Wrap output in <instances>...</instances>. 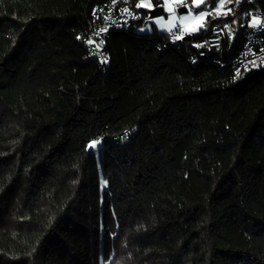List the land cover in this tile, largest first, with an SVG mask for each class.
Returning a JSON list of instances; mask_svg holds the SVG:
<instances>
[{"label":"trees","instance_id":"1","mask_svg":"<svg viewBox=\"0 0 264 264\" xmlns=\"http://www.w3.org/2000/svg\"><path fill=\"white\" fill-rule=\"evenodd\" d=\"M101 1L0 0V264H264V70L193 47L228 24L231 56L264 0L163 49L114 30L107 65L77 41Z\"/></svg>","mask_w":264,"mask_h":264},{"label":"built area","instance_id":"2","mask_svg":"<svg viewBox=\"0 0 264 264\" xmlns=\"http://www.w3.org/2000/svg\"><path fill=\"white\" fill-rule=\"evenodd\" d=\"M247 13L241 40L231 56L225 57L226 50L234 37L233 30L227 24H212L205 36L193 42V47L205 64H211L219 70L229 69L233 80H238L251 71L264 70V11L250 10ZM254 16L257 21L252 19ZM90 17L91 30L79 36L77 41L84 46L89 58L101 65H107L110 61L106 48L109 34L114 30L139 29L137 21L140 12L130 0H103L92 6ZM184 35L185 33L166 31L159 49L181 41ZM198 58L197 55L192 54L189 59L190 64L195 65ZM99 137L102 141L103 136ZM128 138L127 131L112 136L115 142H123Z\"/></svg>","mask_w":264,"mask_h":264},{"label":"rangeland","instance_id":"3","mask_svg":"<svg viewBox=\"0 0 264 264\" xmlns=\"http://www.w3.org/2000/svg\"><path fill=\"white\" fill-rule=\"evenodd\" d=\"M163 14L160 16L161 21L159 29L161 31H178L184 34L188 31L196 32L203 26L208 17L218 18L231 13L232 8L239 0H161ZM138 7L150 9L154 7L153 0H137ZM152 5V6H151ZM247 10L243 13L244 23L248 15ZM254 11V10H252ZM148 16V15H147ZM147 18V17H146ZM253 20L258 19L254 16ZM144 22V21H143ZM152 21L145 23V27L149 26ZM243 23V24H244ZM228 25V24H227ZM141 26V29H144ZM101 146L100 137L89 143L88 147L97 151ZM102 185L106 186L105 181Z\"/></svg>","mask_w":264,"mask_h":264},{"label":"water","instance_id":"4","mask_svg":"<svg viewBox=\"0 0 264 264\" xmlns=\"http://www.w3.org/2000/svg\"><path fill=\"white\" fill-rule=\"evenodd\" d=\"M162 14H163V7L161 4L156 5L148 10V18L150 19L153 17L161 16ZM191 33L192 32H187V34H185L182 39L184 40L189 39L191 37Z\"/></svg>","mask_w":264,"mask_h":264},{"label":"crops","instance_id":"5","mask_svg":"<svg viewBox=\"0 0 264 264\" xmlns=\"http://www.w3.org/2000/svg\"><path fill=\"white\" fill-rule=\"evenodd\" d=\"M152 6V5H151ZM159 18H160V16H159ZM161 19V18H160ZM150 22V21H152L151 22V24H155L156 25V27L159 29V24L157 23V22H155V21H153V19L151 18V19H149L148 17L147 18H145V20H144V22H143V24H142V26H144L145 25V23H147V22ZM151 24H149V26H147V27H145L144 26V29H141V27H139V29H138V31H150V28H151ZM160 30V29H159Z\"/></svg>","mask_w":264,"mask_h":264},{"label":"bare ground","instance_id":"6","mask_svg":"<svg viewBox=\"0 0 264 264\" xmlns=\"http://www.w3.org/2000/svg\"><path fill=\"white\" fill-rule=\"evenodd\" d=\"M152 19H153V21H155L157 23H159L161 21V19L159 18V16L158 17H153Z\"/></svg>","mask_w":264,"mask_h":264},{"label":"snow or ice","instance_id":"7","mask_svg":"<svg viewBox=\"0 0 264 264\" xmlns=\"http://www.w3.org/2000/svg\"><path fill=\"white\" fill-rule=\"evenodd\" d=\"M255 22V21H254ZM178 38V37H177ZM89 43H91V41H89Z\"/></svg>","mask_w":264,"mask_h":264}]
</instances>
